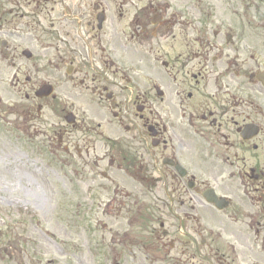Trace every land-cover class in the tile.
<instances>
[{"label": "flooded vegetation", "instance_id": "1", "mask_svg": "<svg viewBox=\"0 0 264 264\" xmlns=\"http://www.w3.org/2000/svg\"><path fill=\"white\" fill-rule=\"evenodd\" d=\"M262 5L0 0L2 54L19 41L23 116L35 120L30 97L64 94L45 137L83 168L63 173L83 202L37 213L66 223L73 208L65 232L78 234L55 245L37 230L32 264H264ZM45 83L55 95L35 97Z\"/></svg>", "mask_w": 264, "mask_h": 264}, {"label": "rangeland", "instance_id": "2", "mask_svg": "<svg viewBox=\"0 0 264 264\" xmlns=\"http://www.w3.org/2000/svg\"><path fill=\"white\" fill-rule=\"evenodd\" d=\"M257 1L263 3L262 10L264 0ZM258 32H261L260 28ZM3 38L6 37L0 35V41ZM9 40V58L2 54L0 46V264H32L33 236L37 230L54 232L50 236H53L55 245L62 244L67 235L78 234L79 227L74 228L73 225H70L72 228H68L67 234L65 232L68 220L74 219L73 208H69L71 216L66 223L62 220L48 224L37 213L39 207L45 209L49 203L63 209L68 202L73 206L83 202L80 182L69 174L63 175L64 171H80L83 168L76 157L68 158L71 163L65 161L61 156L62 149L52 153L53 148L45 137V134L53 136L54 130L58 132L57 128H53V121L61 120L58 115L62 113L61 103L66 101L64 94L56 92V99L45 100L30 97V101H35V120L23 116V111L29 110L30 102L24 97V90L19 91L23 78L18 80V67L12 57V54L18 55L15 45L19 41L15 35ZM36 104H44L40 109L42 116L36 114ZM57 136L58 133L53 139L54 144ZM90 166L94 167V164ZM72 186L75 188L74 195L69 194ZM49 243L53 247L52 241ZM54 252L60 256L58 249ZM58 256L49 254L42 257L58 260Z\"/></svg>", "mask_w": 264, "mask_h": 264}, {"label": "water", "instance_id": "3", "mask_svg": "<svg viewBox=\"0 0 264 264\" xmlns=\"http://www.w3.org/2000/svg\"><path fill=\"white\" fill-rule=\"evenodd\" d=\"M50 87L49 86H47V85H44L42 88H40L38 91H37V94L38 95H42V94H48L49 93V91H50V89H49Z\"/></svg>", "mask_w": 264, "mask_h": 264}]
</instances>
